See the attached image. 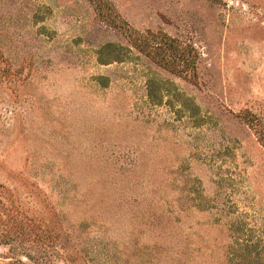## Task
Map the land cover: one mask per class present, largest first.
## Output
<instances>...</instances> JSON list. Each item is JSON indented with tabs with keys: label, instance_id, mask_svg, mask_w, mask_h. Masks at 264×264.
Instances as JSON below:
<instances>
[{
	"label": "rangeland",
	"instance_id": "rangeland-1",
	"mask_svg": "<svg viewBox=\"0 0 264 264\" xmlns=\"http://www.w3.org/2000/svg\"><path fill=\"white\" fill-rule=\"evenodd\" d=\"M0 264H264V0H0Z\"/></svg>",
	"mask_w": 264,
	"mask_h": 264
},
{
	"label": "trees",
	"instance_id": "trees-1",
	"mask_svg": "<svg viewBox=\"0 0 264 264\" xmlns=\"http://www.w3.org/2000/svg\"><path fill=\"white\" fill-rule=\"evenodd\" d=\"M167 41V40H166ZM166 44V43H165Z\"/></svg>",
	"mask_w": 264,
	"mask_h": 264
}]
</instances>
